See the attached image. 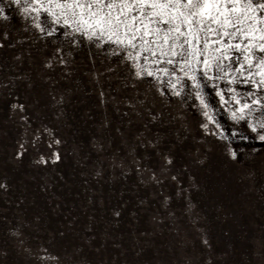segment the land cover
<instances>
[{
  "label": "rangeland",
  "instance_id": "rangeland-1",
  "mask_svg": "<svg viewBox=\"0 0 264 264\" xmlns=\"http://www.w3.org/2000/svg\"><path fill=\"white\" fill-rule=\"evenodd\" d=\"M0 7V264H264V141L238 105L204 88L218 140L199 100L161 95L114 45L71 48ZM225 71L217 87L252 88Z\"/></svg>",
  "mask_w": 264,
  "mask_h": 264
},
{
  "label": "snow or ice",
  "instance_id": "snow-or-ice-1",
  "mask_svg": "<svg viewBox=\"0 0 264 264\" xmlns=\"http://www.w3.org/2000/svg\"><path fill=\"white\" fill-rule=\"evenodd\" d=\"M10 2L26 14L39 33L54 42L62 34L60 42L71 48L85 42L95 46L114 45L119 50L114 49V54L124 55L131 62V74L137 79L155 81L161 95L199 100L198 110L204 118L200 127L207 135L224 141L227 137L216 120V109L207 111L212 106L202 95L211 81L222 107L239 106L232 108L233 123H246L264 141V117L257 115L254 120L248 119L254 113L264 114V79H253V73L244 67L245 64L264 67V0ZM0 16L8 18L3 7H0ZM253 24L258 27L253 28ZM240 25H247L248 31ZM250 32L260 33L254 44ZM242 38L248 39L243 46L239 42ZM148 62L155 67L154 72L145 70L144 64ZM225 69L246 76L239 82L251 84L252 88L238 95L231 87L226 92L223 85L217 87L216 81L237 82L228 79ZM232 135L239 132L234 131ZM225 148L235 158L236 153L227 145Z\"/></svg>",
  "mask_w": 264,
  "mask_h": 264
}]
</instances>
